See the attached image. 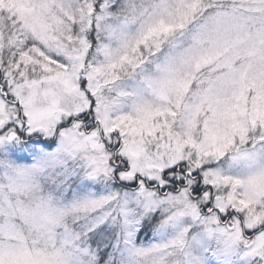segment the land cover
Masks as SVG:
<instances>
[{
	"label": "snow or ice",
	"instance_id": "snow-or-ice-1",
	"mask_svg": "<svg viewBox=\"0 0 264 264\" xmlns=\"http://www.w3.org/2000/svg\"><path fill=\"white\" fill-rule=\"evenodd\" d=\"M0 264H264V0H0Z\"/></svg>",
	"mask_w": 264,
	"mask_h": 264
}]
</instances>
